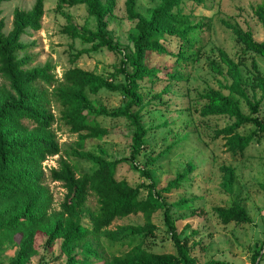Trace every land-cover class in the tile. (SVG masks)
<instances>
[{"label": "trees", "instance_id": "1", "mask_svg": "<svg viewBox=\"0 0 264 264\" xmlns=\"http://www.w3.org/2000/svg\"><path fill=\"white\" fill-rule=\"evenodd\" d=\"M8 1L0 0V5ZM157 1L158 5L149 9L145 18L135 11L136 0H124V12L128 20L134 21V30L129 35L131 50L122 52L119 66L112 75V78L121 75L123 83L115 85L75 66L64 70L59 79L50 73L52 67L48 63L42 67L25 68L28 58H18L17 54L25 52L29 45L20 43L19 39L26 31L40 29L42 0H35L28 11L14 9L10 30L6 34L2 33L0 19V247L10 245L16 248L7 264H28L39 249L46 254L51 253L57 241L63 264H197L190 256L193 244L187 245L191 237L179 239L165 200V196L176 190L192 173L193 166L188 163L157 190L150 173L133 164L131 169L147 179V184L131 187L125 180L115 177L117 167L133 163L144 150L143 139L147 129L140 121V112L146 105L138 82L147 80L151 83L160 77L167 82L186 79L181 69L196 60L200 47L196 46L199 43L197 34L202 28L208 29V21H193L189 14L182 12L184 3L198 6L205 0ZM79 5L85 7L87 16L94 20L95 28L93 31L77 30L66 18L64 33L81 44L89 45L88 49L72 55L70 64H74L80 55L100 49L119 52L117 43L112 41L107 30L114 0H57L55 9ZM253 12L264 31V0L255 6ZM226 26L244 51L264 60V33L262 41L255 42L250 33ZM166 38L178 42L177 52L166 49L162 43ZM150 55L170 57L172 61L164 67L150 65ZM218 58L219 64L225 67L223 79L227 82H217V90L210 89L200 95L203 104L198 115L231 119V123L215 131L212 137L224 139L225 150L232 157H242L252 141L258 142L264 136V117L257 116L259 101L253 102L247 97L239 70L241 63L233 62L221 50H218ZM250 67L252 77L248 85L263 91L264 83L253 58L250 59ZM209 69L222 75L217 63L210 62ZM102 89L118 91L125 99L124 104L111 111L93 107L88 96ZM162 92H167V88L164 87ZM239 100L243 101L248 115L241 113ZM52 103L57 106L59 123L68 133L75 135V141L63 151L51 129L55 122ZM100 116L123 118L132 127L127 158L106 160L84 150L86 140L101 139L107 134L95 120ZM244 125H250L252 129L246 135L238 134L237 130ZM166 150L159 156L166 154ZM53 156L58 157L56 167L49 168L46 177L41 164ZM69 157L89 161L94 168L76 175L66 159ZM219 170L222 175L220 188L230 193L234 181L233 168L221 166ZM46 178L59 183L64 190L56 210L52 209ZM260 187L264 189V185ZM140 189L146 192L143 198ZM89 195L95 199V210H89L85 205ZM159 210H162V222L174 254L152 253L142 247L143 239L155 230L152 215ZM211 212L221 225L250 222L245 209L237 204L215 206ZM137 214L141 216V225H119L109 229L114 220ZM136 237L139 241L132 244ZM100 238L119 244L124 242L129 248L121 255L105 258L98 252ZM93 257L92 262L87 261ZM263 258L264 248L260 246L252 253L250 264H255L256 260V264H260ZM207 264L224 263L209 261Z\"/></svg>", "mask_w": 264, "mask_h": 264}, {"label": "rangeland", "instance_id": "2", "mask_svg": "<svg viewBox=\"0 0 264 264\" xmlns=\"http://www.w3.org/2000/svg\"><path fill=\"white\" fill-rule=\"evenodd\" d=\"M103 1V0H102ZM261 0H205L198 6L186 2L182 12L189 14L193 21H208V29L202 28L197 34L199 43L196 60L181 69L186 79L167 82L158 78L153 82L143 80L138 82L145 110L140 112V121L147 133L144 136V150L136 156L131 164H122L116 168V179H122L131 187L147 184L149 181L131 169V165L148 171L155 182V190L160 189L171 180L175 173L180 172L188 163L193 166L192 173L187 176L178 188L165 196L169 205V215L179 239L191 237L187 245H192L190 256L197 264H207L209 261L224 264H250L252 253L261 246L264 248V136L258 141H252L244 150L242 157H232L225 150L224 139L213 138V133L231 123V119L222 116L200 117L198 110L203 101L200 95L210 89L217 90L218 83L223 79L225 67L219 64L218 50L236 63H241L239 70L247 97L253 102L259 101L257 116L264 117V90L250 87L252 77L250 59L264 83V60L244 51L235 40L231 29L226 24L248 32L255 42L262 41L263 29L254 15V8ZM35 0H10L0 5V19L3 23L2 33L10 30L11 14L14 9L28 11ZM57 0H42V17L40 29L36 32L26 31L19 39L20 43L29 45L25 52L17 54L18 58L26 56L28 62L25 68L42 67L48 63L52 68L50 73L59 79L62 72L72 66L100 76L112 84L123 83L121 75L112 78L114 70L119 66L122 52H129L131 44L129 35L133 32L134 21L128 20L124 12V0H114V9L107 20V30L111 33L112 41L117 43L118 51L100 49L80 55L74 64H70L71 56L89 45L81 44L77 39H71L64 33L69 24L79 29L93 31L94 20L88 17L84 6L65 7L56 10ZM158 5L157 0H136L135 11L143 17H148L149 9ZM166 49L172 53L178 51V42L166 38L163 42ZM121 51V52H120ZM172 58L149 56V64L164 67ZM217 63L222 75L209 69V63ZM128 70V69H127ZM224 80V81H223ZM1 83V80H0ZM251 84V83H250ZM254 85V82L252 83ZM166 87L167 92H162ZM93 107H102L107 111L116 109L124 104L118 91L102 89L95 95H89ZM149 105V106H147ZM242 114L248 111L239 100ZM51 110L55 122L51 129L63 151L75 141V135L57 120V106L52 103ZM134 110V109H133ZM148 110V111H146ZM96 122L106 129L107 134L101 139H88L84 150L96 157L106 160L127 158L130 151V135L133 129L123 118L97 117ZM252 126H241L237 133L246 135ZM167 149V150H166ZM163 156H159L163 151ZM73 167L75 174L89 172L94 165L85 160L66 158ZM57 156L48 157L42 162L43 173L47 177L48 169L56 167ZM45 163V165H43ZM221 166L232 167L234 181L231 192L226 193L220 188L222 181ZM52 197V209L56 210L62 199L64 190L59 183L45 179ZM146 192L140 189L143 198ZM185 201V202H182ZM237 204L245 209L250 220L247 224L228 223L221 225L211 212L215 206L228 207ZM89 210H95L96 203L89 195L86 202ZM155 230L143 239L142 247L152 253L174 254V249L162 222V210L152 215ZM139 214L114 220L109 229L119 225H141ZM193 235V236H192ZM139 237L132 239V244ZM39 243V240L36 241ZM98 252L103 257L121 255L129 245L99 239ZM16 252V248L5 245L0 247V264H7ZM78 252V251H76ZM93 258L87 259L92 262ZM28 264H63L59 255L58 241L52 246L51 253L46 254L42 249L32 257ZM264 264V258L260 262Z\"/></svg>", "mask_w": 264, "mask_h": 264}, {"label": "water", "instance_id": "3", "mask_svg": "<svg viewBox=\"0 0 264 264\" xmlns=\"http://www.w3.org/2000/svg\"><path fill=\"white\" fill-rule=\"evenodd\" d=\"M261 254V253H260ZM257 260H258V258H257ZM257 260H256V262H257ZM256 262H255V264H256Z\"/></svg>", "mask_w": 264, "mask_h": 264}, {"label": "built area", "instance_id": "4", "mask_svg": "<svg viewBox=\"0 0 264 264\" xmlns=\"http://www.w3.org/2000/svg\"><path fill=\"white\" fill-rule=\"evenodd\" d=\"M43 165H45V163H43ZM43 167V166H42Z\"/></svg>", "mask_w": 264, "mask_h": 264}]
</instances>
